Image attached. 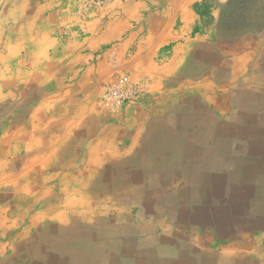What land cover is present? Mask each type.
<instances>
[{"label":"crops","instance_id":"obj_1","mask_svg":"<svg viewBox=\"0 0 264 264\" xmlns=\"http://www.w3.org/2000/svg\"><path fill=\"white\" fill-rule=\"evenodd\" d=\"M205 1L0 0V264H264V21Z\"/></svg>","mask_w":264,"mask_h":264},{"label":"rangeland","instance_id":"obj_2","mask_svg":"<svg viewBox=\"0 0 264 264\" xmlns=\"http://www.w3.org/2000/svg\"><path fill=\"white\" fill-rule=\"evenodd\" d=\"M209 18L231 20L240 32L247 31L256 21H264V0H206ZM255 20V21H254Z\"/></svg>","mask_w":264,"mask_h":264},{"label":"built area","instance_id":"obj_3","mask_svg":"<svg viewBox=\"0 0 264 264\" xmlns=\"http://www.w3.org/2000/svg\"><path fill=\"white\" fill-rule=\"evenodd\" d=\"M141 91L130 83L128 76H120L116 83L108 90V97L116 106H127L135 103Z\"/></svg>","mask_w":264,"mask_h":264}]
</instances>
